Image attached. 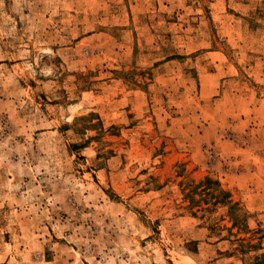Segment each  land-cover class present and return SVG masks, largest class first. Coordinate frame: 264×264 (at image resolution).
Instances as JSON below:
<instances>
[{"label": "rangeland", "instance_id": "374dc122", "mask_svg": "<svg viewBox=\"0 0 264 264\" xmlns=\"http://www.w3.org/2000/svg\"><path fill=\"white\" fill-rule=\"evenodd\" d=\"M262 255L264 0H0V264Z\"/></svg>", "mask_w": 264, "mask_h": 264}, {"label": "trees", "instance_id": "16d2710c", "mask_svg": "<svg viewBox=\"0 0 264 264\" xmlns=\"http://www.w3.org/2000/svg\"><path fill=\"white\" fill-rule=\"evenodd\" d=\"M252 264H264V255L255 258Z\"/></svg>", "mask_w": 264, "mask_h": 264}]
</instances>
